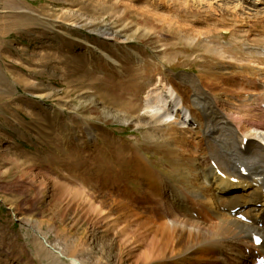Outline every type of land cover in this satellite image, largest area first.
Listing matches in <instances>:
<instances>
[{"label": "rangeland", "instance_id": "374dc122", "mask_svg": "<svg viewBox=\"0 0 264 264\" xmlns=\"http://www.w3.org/2000/svg\"><path fill=\"white\" fill-rule=\"evenodd\" d=\"M247 11L0 0V264L69 263L42 238L82 264H221L219 252L172 231L188 220L172 186L199 200L181 172H191L180 148L187 135L193 152V137L176 126L152 135L146 96L173 87L227 116L232 95L264 100V56L245 51L264 50V10ZM224 246L226 262L241 264Z\"/></svg>", "mask_w": 264, "mask_h": 264}, {"label": "bare ground", "instance_id": "6f19581e", "mask_svg": "<svg viewBox=\"0 0 264 264\" xmlns=\"http://www.w3.org/2000/svg\"><path fill=\"white\" fill-rule=\"evenodd\" d=\"M191 1L200 8L217 4L219 9L232 13L264 10V0ZM246 49L248 53L264 56V50L255 51L250 47ZM224 71L229 72L227 68ZM230 73L231 71L228 74ZM223 75L226 76L222 73L221 76L224 77ZM165 87L161 89L154 85L146 96L145 118L149 132L153 135L154 131L163 127L170 129L176 126L181 134L187 133L193 137V152L187 149L190 142L187 135L183 140L184 148H180L184 153L182 155L189 156L191 172L186 168L181 172L186 177L185 192L199 199L191 202L187 199L189 197L172 186L174 203L179 211L188 216L185 224H174L172 231L176 230L178 235L190 237L193 243L196 242L194 245L205 243L206 248L198 252H219L221 264H228L221 253L224 245L235 248L241 256V264H248L250 258H254L255 264L257 258L264 256V116H260L264 115V100L259 96L239 100L232 95L225 99L230 114L227 116L212 102L203 105L195 100L189 104V100H185L176 89ZM198 206L200 209L196 210ZM193 211L197 212L198 218L202 217L205 225L194 220L190 214ZM187 222L192 225L188 227ZM202 226L208 228L203 229ZM255 236L263 239L261 246L255 245ZM247 238H251L250 246L249 242L247 245ZM42 242L59 260L67 259L68 264H82L77 258L67 257L62 248L49 245L45 238H42ZM248 251L249 254L246 255Z\"/></svg>", "mask_w": 264, "mask_h": 264}]
</instances>
